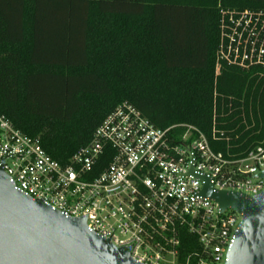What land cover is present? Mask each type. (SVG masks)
I'll return each mask as SVG.
<instances>
[{"label": "trees", "instance_id": "1", "mask_svg": "<svg viewBox=\"0 0 264 264\" xmlns=\"http://www.w3.org/2000/svg\"><path fill=\"white\" fill-rule=\"evenodd\" d=\"M222 9L264 0H0V111L63 165L124 101L242 156L264 142V68L217 64Z\"/></svg>", "mask_w": 264, "mask_h": 264}, {"label": "built area", "instance_id": "2", "mask_svg": "<svg viewBox=\"0 0 264 264\" xmlns=\"http://www.w3.org/2000/svg\"><path fill=\"white\" fill-rule=\"evenodd\" d=\"M221 62L264 68V10H221ZM0 167L18 190L67 216H85L92 232L129 247L139 263L225 264L242 215L201 195L202 177L215 192L258 196L264 142L227 156L198 127H156L124 101L63 165L0 111Z\"/></svg>", "mask_w": 264, "mask_h": 264}, {"label": "water", "instance_id": "3", "mask_svg": "<svg viewBox=\"0 0 264 264\" xmlns=\"http://www.w3.org/2000/svg\"><path fill=\"white\" fill-rule=\"evenodd\" d=\"M202 179L201 195L242 215L225 264H264V190L252 197L215 192L210 179ZM0 264L142 263L132 258L129 247L92 232L85 216H67L18 190L0 167Z\"/></svg>", "mask_w": 264, "mask_h": 264}]
</instances>
